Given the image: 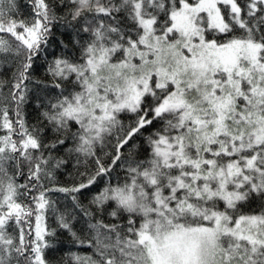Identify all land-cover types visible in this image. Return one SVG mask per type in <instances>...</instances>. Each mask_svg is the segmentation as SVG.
Instances as JSON below:
<instances>
[{
    "label": "snow or ice",
    "instance_id": "snow-or-ice-1",
    "mask_svg": "<svg viewBox=\"0 0 264 264\" xmlns=\"http://www.w3.org/2000/svg\"><path fill=\"white\" fill-rule=\"evenodd\" d=\"M0 264H264V0H0Z\"/></svg>",
    "mask_w": 264,
    "mask_h": 264
}]
</instances>
